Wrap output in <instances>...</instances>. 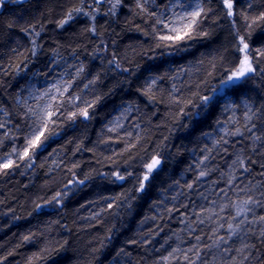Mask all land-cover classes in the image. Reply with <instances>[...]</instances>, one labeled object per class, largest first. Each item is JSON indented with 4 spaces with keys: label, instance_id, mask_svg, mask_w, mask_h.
<instances>
[{
    "label": "trees",
    "instance_id": "obj_1",
    "mask_svg": "<svg viewBox=\"0 0 264 264\" xmlns=\"http://www.w3.org/2000/svg\"><path fill=\"white\" fill-rule=\"evenodd\" d=\"M152 1L144 11L137 0H122L115 10V0H6L0 7V110L9 123L0 132V160L14 155L7 170L0 164V264H185L180 254L164 257L177 239L191 246L199 235L201 245L211 243L214 227L198 217L205 214L203 184L227 188L228 166L240 149L255 161L244 176L264 180V154L252 153V141L230 135L225 145L217 132L227 97L247 101L258 117L253 132H264V20L253 19L264 13V0H233V16L223 0H199L203 13L179 40L157 23L171 0ZM241 36L257 73L218 95L243 58ZM55 57L76 65L78 75L72 73L73 88L57 103L44 145L32 149V119L20 93L33 76L51 75ZM205 96L212 97L206 108ZM126 104L136 112L125 128L109 129ZM243 113L231 132L239 127L250 137ZM209 135L228 152L218 153ZM204 154L211 170L198 180L194 164ZM154 157L161 164L143 181ZM240 189H226L219 204L245 198ZM234 213L223 211L225 228Z\"/></svg>",
    "mask_w": 264,
    "mask_h": 264
},
{
    "label": "snow or ice",
    "instance_id": "obj_2",
    "mask_svg": "<svg viewBox=\"0 0 264 264\" xmlns=\"http://www.w3.org/2000/svg\"><path fill=\"white\" fill-rule=\"evenodd\" d=\"M14 2V0H13ZM24 2V0H21ZM6 3V0H0V7H3ZM122 0H115V3L112 5L113 10H115ZM144 3H147V0H144ZM224 7L227 8L226 15L233 16V0H223ZM137 7L144 11V4L137 0ZM251 7V4H249ZM73 11L79 13L81 9H74ZM203 13V9L200 7V4L197 3L196 9L188 13V16L185 19H190L191 23L185 24L186 29H191L196 23L198 17ZM114 14V12H113ZM88 15V13H84ZM72 18V12L67 14V19L63 20L60 24V27H63L65 23L68 22V19ZM95 19V17H92ZM254 22L256 20H264V13H261L258 17L253 18ZM161 21L158 19L157 23ZM32 30H35V26H32ZM26 32L28 30H25ZM93 34H95V29H92ZM171 31L176 32V29L173 28ZM39 32H36V36H39ZM184 35H188V32H185ZM183 37L180 33H177L175 39L179 40ZM161 39L169 40L173 39L171 36H162ZM35 44V40L32 41ZM239 43L242 45V48L237 50L243 53V58L240 59L239 65L234 72H232L228 78L223 81V87L220 90L218 95L223 94V90L229 87L235 88L238 86L239 82L246 81L247 79L252 78L257 73V68L254 66L253 58L251 53L248 51L249 45L245 41L244 37L239 38ZM35 55V51H33ZM260 55H264V52H260ZM260 71H264L261 69ZM48 95V93H45ZM55 99V97H52ZM212 97L205 96L203 98L204 107L206 108ZM247 112L245 113L246 123L244 124V129L249 133H252L250 137L244 135L239 127L236 128L234 132H226L225 135L231 136H240L244 139H250L252 141L251 151L256 153L259 149L262 154H264V132L256 134L253 132V129L256 127V124L252 121L257 117V113L253 111L251 107L245 103ZM48 119L45 120L43 117H39V123H36L31 131V138L29 139L28 147L36 149L42 147L44 142L47 140L48 136L46 133H49V125L54 124L53 120L54 113L46 112ZM76 114L73 113V116ZM85 118L88 117L87 110L81 113ZM197 116L199 114H196ZM3 125H0L2 127ZM259 142V143H257ZM222 143L227 145L229 141L222 138ZM235 143H239L236 141ZM220 144V141L217 142ZM234 146V145H233ZM223 151L228 152V148H217V152ZM29 152L26 148L24 151V156H28ZM214 158V157H213ZM210 159L209 156H205L201 161V164H205V161ZM11 161L9 163L3 164V168L7 170L11 166ZM251 163H255L251 155H246L244 149H240L235 153V158L232 160L231 164L228 166V180L227 183L229 187H237L239 185L235 184L236 180H246V184L240 190L246 193L245 198L238 199L237 202L221 207L220 211L223 212L226 210V207H231L235 210L234 215L231 217V221L227 223L225 228L224 224H218L217 230H213L212 234L208 237L211 243L201 245L199 242L204 238L202 236H195L197 243L192 244L186 249L176 248L169 253L168 257H164L165 261H169L172 257H175L177 253L183 256L185 264H264V213L257 214V209H264V180L256 181L254 177L248 176L245 177L244 174H250L252 172ZM161 160L158 157H154L152 162L147 165L148 173L144 175L143 181L149 179V174L159 168ZM261 168H264V164L260 165ZM210 168L208 164H205L203 168L200 169L197 179L204 178L210 174ZM240 173L239 176L236 173ZM259 176L264 177V171L259 172ZM118 179H123L122 176H118ZM189 189H192L193 185L189 184L187 186ZM144 190L143 182L140 185L139 191ZM212 216L218 215L216 212H212ZM211 219V216L209 217ZM199 223L203 224L204 220L200 219ZM190 232H195L194 228L189 226ZM219 229H224L225 235L220 234ZM191 253L192 255H189ZM179 259V257H176Z\"/></svg>",
    "mask_w": 264,
    "mask_h": 264
},
{
    "label": "rangeland",
    "instance_id": "obj_3",
    "mask_svg": "<svg viewBox=\"0 0 264 264\" xmlns=\"http://www.w3.org/2000/svg\"><path fill=\"white\" fill-rule=\"evenodd\" d=\"M98 2H102L104 0H97ZM143 4L144 0H140ZM197 3L200 4L202 8L201 2L199 0H171L169 7L166 11L161 12L159 15V20L161 21L159 24L163 26L170 34L177 35V33L183 34L184 32L188 31L189 29L185 28V24L191 23L190 19H185L188 16V13L192 12L196 9ZM147 5H153L152 0H147ZM199 17L196 20L198 22ZM193 25V27L196 25ZM192 27V28H193ZM175 28L176 32L171 31V29ZM60 60L55 57L54 62L57 65L52 66V72L50 76L46 77H39L38 75L33 76L26 87L21 91L19 103L22 104L30 113L32 119V125L30 128V134L35 126L36 123H39V117H43L45 120L48 119L46 112H52L54 115L56 114V106L57 103L60 102L61 98L65 96L69 91L73 88V82L71 81L70 77L72 73L74 75H78V67L76 65L70 66L68 63L58 64ZM48 93V95H45ZM52 97H55L53 99ZM225 103V113L227 115L226 120L220 122L217 126V132L222 136L223 139L228 138L230 135H225L226 132H231V127L236 122L239 117L240 110L243 108L244 110V118L245 113L247 112V108L245 107V103L249 107H251L247 101H241L240 103H236L231 98L227 97L223 101ZM136 112V108L134 106L126 104L119 108L117 111L116 116L110 121L108 124L109 129H123L125 128L127 122L130 120L131 116ZM0 125L9 126L8 123V116L3 114V111L0 110ZM53 115V116H54ZM2 127H0V132ZM30 136V135H29ZM31 138V136H30ZM214 147L217 148V142L219 139L215 135H209L207 138ZM24 155V153L22 154ZM206 155L204 154L202 157L197 156L195 166L198 170L203 168L205 164L209 165V160L205 161V164H201V161L204 159ZM14 161V155L8 154L0 160L1 166L3 164L9 163ZM11 163V164H12ZM199 166V167H198ZM239 176V172L236 173ZM225 182V181H224ZM235 184L239 185L240 189L244 187V183L240 180H236ZM227 188L224 186L221 187L220 183L218 182H205L203 184L204 189V205L201 207L202 211H205V214L201 213L198 217L204 220V223L201 225H209L214 227V230H217L218 224H224L225 216H223V212L220 211L221 206L219 203L226 202V192L233 187H229L228 183ZM227 189V190H226ZM170 193L174 194V191ZM172 197L175 198L174 195ZM220 208V209H217ZM216 212L218 215L212 216V212ZM207 212V214H206ZM211 216V219L209 217ZM199 219V220H200ZM223 229H219L222 231ZM177 248L186 249L189 246V242L187 240L179 242L177 239L176 241ZM177 253L176 255H179ZM110 264H130L127 260H119L117 262H112Z\"/></svg>",
    "mask_w": 264,
    "mask_h": 264
},
{
    "label": "bare ground",
    "instance_id": "obj_4",
    "mask_svg": "<svg viewBox=\"0 0 264 264\" xmlns=\"http://www.w3.org/2000/svg\"><path fill=\"white\" fill-rule=\"evenodd\" d=\"M197 158V157H196ZM206 163V162H205ZM195 165V164H194ZM199 167V166H198Z\"/></svg>",
    "mask_w": 264,
    "mask_h": 264
},
{
    "label": "water",
    "instance_id": "obj_5",
    "mask_svg": "<svg viewBox=\"0 0 264 264\" xmlns=\"http://www.w3.org/2000/svg\"><path fill=\"white\" fill-rule=\"evenodd\" d=\"M21 1V0H20ZM24 1H26V0H24Z\"/></svg>",
    "mask_w": 264,
    "mask_h": 264
}]
</instances>
